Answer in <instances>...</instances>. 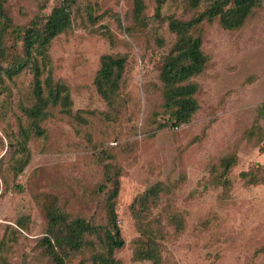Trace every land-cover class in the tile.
<instances>
[{
	"label": "rangeland",
	"instance_id": "1",
	"mask_svg": "<svg viewBox=\"0 0 264 264\" xmlns=\"http://www.w3.org/2000/svg\"><path fill=\"white\" fill-rule=\"evenodd\" d=\"M8 1L20 22L28 23L41 13L49 15L59 0ZM146 2L152 16L154 2ZM79 5L84 23L78 18L73 29L51 46L55 77L71 86L75 112H104L106 105L94 84L100 59L105 54L127 55L125 92L131 102L120 123L93 118L89 137L78 135L65 117L48 119L43 123L48 139L32 144V161L25 172L8 186L0 173V238L6 225L16 227L20 217L31 219L12 263L49 264L38 247L46 224L42 208L49 200L46 196L55 195L58 205L73 216L103 215L96 196L103 180L97 151L108 148L122 168L117 212L126 245L118 254L120 264H134L133 246L139 236L130 207L158 182L173 192L162 197L155 212L171 205L185 220L184 230L177 232L162 212L166 264H264V184L248 187L240 177L257 164L264 165V141L256 145L245 138L264 102V7L237 32L217 23L206 26L203 48L210 62L196 79L200 109L188 124L156 130L155 119L168 120L160 110V72L175 36L167 25L160 30L165 38L162 47L143 35L130 36L125 29L130 25L126 16L131 0H79ZM86 10H91L93 20ZM106 26L111 38L103 34ZM8 45L21 47L12 41ZM15 81L7 84L11 92L0 87V162L10 150L7 134L18 132L14 112L18 113L21 94L25 99L31 77ZM2 100L13 111L2 112ZM260 124L264 130V120ZM230 155L238 157V164L231 172L232 187L226 189L214 184L210 173Z\"/></svg>",
	"mask_w": 264,
	"mask_h": 264
},
{
	"label": "trees",
	"instance_id": "2",
	"mask_svg": "<svg viewBox=\"0 0 264 264\" xmlns=\"http://www.w3.org/2000/svg\"><path fill=\"white\" fill-rule=\"evenodd\" d=\"M132 9L126 16L130 22L125 30L130 36L143 35L160 47L165 38L160 30L167 25L175 36L170 50L164 55L160 80L162 103L160 110L168 116L166 123L154 120L157 129L177 128L191 122L200 109L197 78L206 71L210 57L204 51L206 26L217 23L222 29L237 32L243 29L264 7V0H153L154 13L148 14L146 0H131ZM45 8V7H43ZM21 14V12H20ZM85 15L91 21L93 13ZM80 18L84 23L79 0H59L49 15L41 13L28 23H21L9 6L8 0H0V87L11 92L9 83H16L25 76L31 81L18 103V132L8 135L10 150L0 162V173L5 184L22 175L32 161V144L47 141L48 132L43 123L52 117L62 116L69 120L78 135L89 137L93 130L92 119L115 124L123 121L130 104L125 92L128 71L127 55L105 54L100 59V69L95 77V87L106 105V111L73 110L71 86L54 74L51 46L56 38L73 29ZM120 27L122 20L116 18ZM103 33L111 38L108 26ZM21 47H11L8 42ZM10 48L14 49L11 55ZM8 80V81H7ZM22 92V91H21ZM12 94V93H11ZM11 110L1 101V111ZM258 120L246 131L245 138L260 145L264 141V102L258 106ZM9 118V117H7ZM98 157L103 169V180L98 184L96 196L101 217L73 216L58 205L55 195L46 196L48 202L42 207L46 224L38 247L49 264H120L118 254L126 241L117 212V199L121 190L122 168L108 148L99 149ZM238 164L236 155L225 156L212 166L214 184L226 189L232 187L231 172ZM245 186L264 184V165L257 164L240 173ZM173 191L166 183L158 182L136 197L130 210L135 220L138 238L134 241L132 259L134 264H166L164 242L167 237L163 213L167 225L182 232L185 220L178 211L167 205L161 212L162 197ZM31 219L20 217L16 227L6 225L0 238V264H13L12 257L23 240V232L29 231Z\"/></svg>",
	"mask_w": 264,
	"mask_h": 264
}]
</instances>
